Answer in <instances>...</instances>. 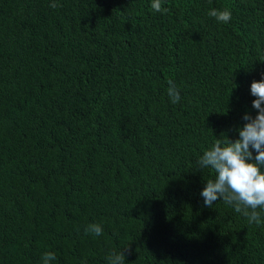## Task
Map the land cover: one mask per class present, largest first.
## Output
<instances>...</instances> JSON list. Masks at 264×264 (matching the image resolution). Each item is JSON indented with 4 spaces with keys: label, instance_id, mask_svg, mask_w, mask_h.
Segmentation results:
<instances>
[{
    "label": "trees",
    "instance_id": "16d2710c",
    "mask_svg": "<svg viewBox=\"0 0 264 264\" xmlns=\"http://www.w3.org/2000/svg\"><path fill=\"white\" fill-rule=\"evenodd\" d=\"M151 3L0 0V264H264V211L205 206L197 165L257 115L264 0Z\"/></svg>",
    "mask_w": 264,
    "mask_h": 264
},
{
    "label": "clouds",
    "instance_id": "9594fccd",
    "mask_svg": "<svg viewBox=\"0 0 264 264\" xmlns=\"http://www.w3.org/2000/svg\"><path fill=\"white\" fill-rule=\"evenodd\" d=\"M58 6L56 3L50 4L52 8ZM151 8L154 12L168 11L162 7V0H152ZM208 15L225 24L232 19L227 9H211ZM168 84L167 94L171 102L178 103L181 97L175 83L169 80ZM250 94L255 97L252 107L258 110L255 118L245 114L243 119L246 123L238 129L239 138L234 141L226 138L223 142L216 140L199 157L197 165L199 169L210 168L215 173L214 179H208L200 193L205 206L211 207L213 202L222 200L247 217L250 224L259 225L261 212L257 209L264 211V74L261 80L251 83ZM253 151L256 153L255 162H250L253 160ZM85 232L100 236L103 229L101 225L92 223ZM55 259L52 252H45L41 258L42 264H51ZM107 260L108 264H125L121 251L111 253Z\"/></svg>",
    "mask_w": 264,
    "mask_h": 264
}]
</instances>
